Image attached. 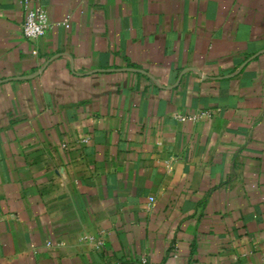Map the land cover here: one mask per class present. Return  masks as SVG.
Returning <instances> with one entry per match:
<instances>
[{
  "label": "crops",
  "instance_id": "crops-1",
  "mask_svg": "<svg viewBox=\"0 0 264 264\" xmlns=\"http://www.w3.org/2000/svg\"><path fill=\"white\" fill-rule=\"evenodd\" d=\"M31 4L37 40L0 0V264H264V0Z\"/></svg>",
  "mask_w": 264,
  "mask_h": 264
},
{
  "label": "built area",
  "instance_id": "built-area-1",
  "mask_svg": "<svg viewBox=\"0 0 264 264\" xmlns=\"http://www.w3.org/2000/svg\"><path fill=\"white\" fill-rule=\"evenodd\" d=\"M25 7V19L23 23V35L29 40H37L43 37L48 31L46 14L40 7H34L31 0H23ZM203 115H205L203 113ZM198 115L181 116L183 121H195Z\"/></svg>",
  "mask_w": 264,
  "mask_h": 264
}]
</instances>
